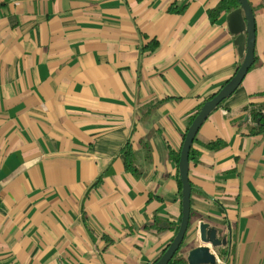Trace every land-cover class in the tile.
I'll return each mask as SVG.
<instances>
[{
	"label": "crops",
	"instance_id": "crops-1",
	"mask_svg": "<svg viewBox=\"0 0 264 264\" xmlns=\"http://www.w3.org/2000/svg\"><path fill=\"white\" fill-rule=\"evenodd\" d=\"M220 1H0V264L162 255L181 218L175 157L190 120L242 61L228 14L209 20ZM248 3L254 64L190 150L185 261L203 222L227 242L215 264H264V135L248 134L244 111L264 103V0Z\"/></svg>",
	"mask_w": 264,
	"mask_h": 264
},
{
	"label": "water",
	"instance_id": "water-1",
	"mask_svg": "<svg viewBox=\"0 0 264 264\" xmlns=\"http://www.w3.org/2000/svg\"><path fill=\"white\" fill-rule=\"evenodd\" d=\"M237 2L239 7L226 16V23L229 33L235 37L234 45L237 47L238 55L242 61L234 76L215 95L202 104L186 131L178 161V177L181 185L180 222L173 240L152 264H169L180 250L188 232L191 212V187L188 180L189 154L198 130L208 116L236 91L254 64L255 23L253 11L248 0H237ZM30 165L31 163L24 165L18 172ZM197 229L200 242L203 245L188 253L187 264H215L216 257L211 249L225 246L226 240L219 239L217 230L209 227L206 223L200 222Z\"/></svg>",
	"mask_w": 264,
	"mask_h": 264
},
{
	"label": "trees",
	"instance_id": "trees-1",
	"mask_svg": "<svg viewBox=\"0 0 264 264\" xmlns=\"http://www.w3.org/2000/svg\"><path fill=\"white\" fill-rule=\"evenodd\" d=\"M238 7L239 5H238L237 0H221L214 9L208 12L209 20L213 23L221 15H227L230 12L237 9ZM156 47H157V42L152 41L150 46L146 47V49L150 48L151 50H154ZM261 96L264 97V93ZM244 111L248 113V115L250 116L251 122H252V125L248 128V134L252 136L264 135V103L261 105L249 104L244 108ZM194 117L195 115L191 118L190 123L192 122ZM121 153L124 157L125 170H128L132 173H136L137 170L133 164L134 156H133L132 145L129 140L125 143ZM178 161H179V155L175 157V163L177 166H178ZM177 182H178V189L179 191H181V185H180L179 179L177 180ZM179 252L180 250L174 255L173 259L171 260L169 264H186V261L184 259L179 258Z\"/></svg>",
	"mask_w": 264,
	"mask_h": 264
},
{
	"label": "built area",
	"instance_id": "built-area-1",
	"mask_svg": "<svg viewBox=\"0 0 264 264\" xmlns=\"http://www.w3.org/2000/svg\"><path fill=\"white\" fill-rule=\"evenodd\" d=\"M0 1H2V0H0Z\"/></svg>",
	"mask_w": 264,
	"mask_h": 264
}]
</instances>
